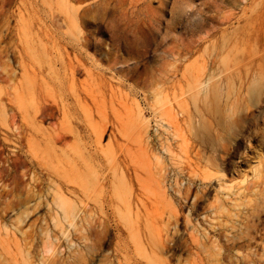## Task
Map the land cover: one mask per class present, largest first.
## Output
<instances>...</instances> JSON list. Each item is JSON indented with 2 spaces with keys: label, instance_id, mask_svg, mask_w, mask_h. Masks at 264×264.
I'll return each instance as SVG.
<instances>
[{
  "label": "rangeland",
  "instance_id": "rangeland-1",
  "mask_svg": "<svg viewBox=\"0 0 264 264\" xmlns=\"http://www.w3.org/2000/svg\"><path fill=\"white\" fill-rule=\"evenodd\" d=\"M224 45L239 55L264 49V0H0V264H264V113L241 118L247 95L239 104L194 98L189 146L225 156L207 174L195 153L190 166L170 156L168 145L177 153L180 144L152 95L125 80L139 62L147 77L169 74L171 55L193 50L194 64ZM95 86L109 109L113 93L139 103L146 158L118 131L97 145L84 114ZM43 105L55 107L44 120ZM56 132L71 147L56 144ZM108 146L113 161L101 152ZM87 163L106 180L127 169L129 206L113 188L84 187ZM57 187L77 208L75 226L61 221ZM159 240L173 248L168 263L146 249Z\"/></svg>",
  "mask_w": 264,
  "mask_h": 264
},
{
  "label": "bare ground",
  "instance_id": "bare-ground-1",
  "mask_svg": "<svg viewBox=\"0 0 264 264\" xmlns=\"http://www.w3.org/2000/svg\"><path fill=\"white\" fill-rule=\"evenodd\" d=\"M111 54L106 52L107 56ZM194 54L193 50H184L177 55H171L174 61L172 63L173 71L164 74V72L157 70V74L152 77L145 76L147 64L138 61L139 63L125 74V80L132 82L137 88H142L152 95L154 114L166 125L167 134L172 137L176 145L180 144V152L177 153L173 149V145H168L167 151L170 156L173 159L179 158L183 160V163L190 166L191 155L195 153L194 157L198 161L204 160L203 170L210 174L212 170L220 169L225 156L203 158V150L200 147L194 149L189 146L188 136L190 133L192 102L195 97L204 95L205 98L209 99L211 105L214 101H222L223 103L226 101L228 103L232 97L235 98L234 102L239 104L242 97L247 95L248 100L253 102V105L252 107L246 105L244 111L241 110L244 112L241 118L247 119L258 113H264V49L252 55H239L233 54L224 45L219 48L214 47L213 50L207 51L206 54L198 58L194 64H189L188 61H191ZM138 59L141 60L140 56L134 58L135 62ZM71 76L72 82H74L76 72L71 73ZM100 89L101 86H95L94 91H91L87 106L84 107V114L89 119L97 145H102L104 133L110 132V135H114L118 131L127 141L136 143L140 155L146 158L150 150L146 139L147 129L143 124L142 110L139 103L137 104V111L126 96L120 94L115 100L116 94L113 93L110 98L111 109H109L106 95ZM54 109V106L43 105L37 108V113H40V118L44 120L53 116V113L52 115L49 113ZM227 110L232 113V116L234 115L233 105L229 106ZM214 113V110L210 108L209 117L211 118ZM96 119L103 120L104 125L98 126ZM54 139L56 144L71 147L69 144L70 136L65 132H58ZM101 149L105 157L113 161L111 147L108 146V149L102 147ZM72 150L79 152L76 147H72ZM135 165L139 169L143 167L139 161H136ZM86 167L88 169L86 172L87 180L84 184L86 189H90L91 192L96 190L99 191V194H102L105 193L104 189L106 187L113 188L115 195L124 202L125 206H129L133 186L126 180L125 170L127 171V169L123 171L120 168L117 177L106 180V178H99L92 164L87 163ZM138 171L136 169L137 173ZM60 190L57 187L54 201L61 211V214H59L61 221H64L69 227L75 226L74 220L77 215V208L71 202L65 200ZM124 190L128 192L125 198L122 195ZM147 248L153 253L165 256L166 263L173 259V248L167 241L159 240L149 243L146 245Z\"/></svg>",
  "mask_w": 264,
  "mask_h": 264
}]
</instances>
